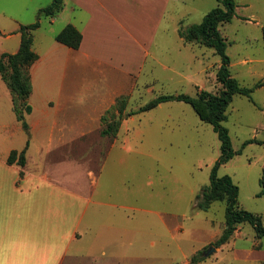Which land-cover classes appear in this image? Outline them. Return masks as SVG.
Returning a JSON list of instances; mask_svg holds the SVG:
<instances>
[{
  "label": "crops",
  "instance_id": "obj_1",
  "mask_svg": "<svg viewBox=\"0 0 264 264\" xmlns=\"http://www.w3.org/2000/svg\"><path fill=\"white\" fill-rule=\"evenodd\" d=\"M192 1L63 0L57 15L40 18V24L42 18L54 22L69 6L73 21L67 25L78 29L83 39L73 49L57 42L56 34L44 51L36 52L34 34L41 26L33 32L39 59L31 67L32 81L38 68L45 80L62 69V81L60 91H39V108L32 92L28 130L20 121L11 125V148L0 158V264H143L128 251L129 241L144 235L142 218L124 213L129 192L132 196L137 192L128 189L126 169L138 151L129 148V138L122 135L127 117L113 137L102 134V117L120 97L131 98L143 71L145 45L170 25L178 32L192 14ZM45 5L38 0H0V16L17 23L6 37L15 43V50H2L0 57L20 48V29L26 25L14 16L38 14L37 22ZM210 11L196 10L197 23ZM237 17L246 19L236 10ZM184 46L204 47L185 42ZM216 65L218 72L221 61ZM99 81L104 88L95 91ZM204 90L205 86L198 88ZM27 144L25 165H9L10 153ZM174 218V214L159 217L168 234L174 233ZM240 231L241 226L234 237ZM255 246L257 242L248 250H235V256H253L260 250ZM149 264L178 263L159 258Z\"/></svg>",
  "mask_w": 264,
  "mask_h": 264
},
{
  "label": "rangeland",
  "instance_id": "obj_2",
  "mask_svg": "<svg viewBox=\"0 0 264 264\" xmlns=\"http://www.w3.org/2000/svg\"><path fill=\"white\" fill-rule=\"evenodd\" d=\"M38 1L45 6L51 3V0ZM235 2L238 14L246 19L237 17L220 27L227 40L231 74L245 87L263 84L254 89L252 100L235 95L227 110V121L223 125L229 130L233 150L237 151L246 141L264 142V0ZM218 6L217 0H193L192 14L185 18L183 27L200 22L196 10L202 12ZM37 16L25 12L14 17L28 26L36 22ZM72 21L69 6L54 22L42 18L41 28L34 34L35 51H44L56 34ZM16 26V21L0 16V52L15 50V43L6 37ZM214 52L207 47L186 48L171 25L168 30L159 32L152 43L145 45L143 71L122 117H127L129 110L137 111L162 95L196 96L198 88L203 86L209 92L218 93L222 86L216 79V64L221 60L217 54H212ZM206 67L215 69L206 71ZM62 73V69H58L45 80L41 69L34 72L32 92L36 93L33 103L37 108L39 91H60ZM99 82L101 85L95 91L104 88ZM11 95L0 77V158L11 148V125L18 122ZM122 135L129 138V148L138 151L136 157L129 158L126 169L128 189L137 192L136 196L129 192L126 200L129 208L124 213L141 217L144 232L143 237L129 241V254L142 258L143 264L154 263L159 258L182 264L199 252L204 260L194 264H264V237L258 238L249 223L243 224L240 233L229 243L216 248L221 249L219 252L205 256L204 248L220 238L225 229L224 201L214 202L208 210L199 207L202 191L210 185L212 168L220 158L221 142L213 127L201 121L189 104L169 101L153 110L127 117ZM263 171L264 144L251 143L223 165L218 176L229 175L233 179L239 188L241 208L260 216L264 225V195H259ZM132 206L138 210H132ZM164 214L175 215L174 233L168 234L163 228L159 217ZM153 242L156 245L153 246ZM255 242L259 252L247 258L235 256V250H248ZM184 264L193 263L189 260Z\"/></svg>",
  "mask_w": 264,
  "mask_h": 264
},
{
  "label": "trees",
  "instance_id": "obj_3",
  "mask_svg": "<svg viewBox=\"0 0 264 264\" xmlns=\"http://www.w3.org/2000/svg\"><path fill=\"white\" fill-rule=\"evenodd\" d=\"M219 6L212 9L199 24L189 27H181L179 36L185 43H196L201 46L211 48L220 57L221 65L217 72V81L222 88L218 93L200 91L196 96L187 94L162 95L149 103L141 106L137 111L127 114L130 117L155 109L160 104L169 101H179L189 104L201 121L210 124L221 142V155L212 168L210 185L202 191L199 207L208 210L216 201H224L225 209V229L220 238L214 243L204 248L207 251L210 247L219 248L234 237L237 229L245 223L252 225L258 238L264 237V225L260 216L248 212L241 208L239 204V188L229 175L218 176L219 169L232 160L236 155H240L242 150L251 143H260L257 140H249L243 143L240 150L234 151L229 130L223 125L227 121V110L233 102L235 95H243L252 100V93L255 88L262 87V83H257L253 88L242 86L238 79L231 74V58L227 54L226 39L222 35L221 25L231 22L236 14L237 4L235 0H217ZM63 8V0H54L50 5L44 7L39 12V19L36 23L23 26L20 29L21 44L18 52L14 54L3 53L0 57V76L12 94V109L17 120L20 121L24 129L28 130L26 114L32 112L29 99L32 94V80L30 68L39 59L38 54L33 50V32L37 30L41 17H52L57 15ZM264 44V28L262 29ZM83 36L73 25H67L56 36V41L73 49H78ZM129 96L117 99L115 105L111 107L102 117L103 135L115 136L119 125L123 119L122 114L129 103ZM117 113L120 121L116 120ZM115 128L114 132L113 129ZM28 144L22 151H12L7 159L9 165L18 163L24 166L26 163V152ZM261 193L264 195V171L260 179ZM201 252L192 257V263L203 261Z\"/></svg>",
  "mask_w": 264,
  "mask_h": 264
},
{
  "label": "water",
  "instance_id": "obj_4",
  "mask_svg": "<svg viewBox=\"0 0 264 264\" xmlns=\"http://www.w3.org/2000/svg\"><path fill=\"white\" fill-rule=\"evenodd\" d=\"M207 253H205V256H208V255H210L211 253H213V252H217V249L215 248V247H210L209 249H208V251H206Z\"/></svg>",
  "mask_w": 264,
  "mask_h": 264
}]
</instances>
